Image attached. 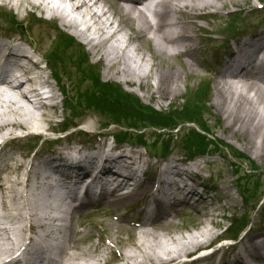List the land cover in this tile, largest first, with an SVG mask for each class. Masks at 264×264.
Returning a JSON list of instances; mask_svg holds the SVG:
<instances>
[{"label":"bare ground","instance_id":"6f19581e","mask_svg":"<svg viewBox=\"0 0 264 264\" xmlns=\"http://www.w3.org/2000/svg\"><path fill=\"white\" fill-rule=\"evenodd\" d=\"M254 1L263 4V11L264 0H140L134 3L128 0H0V11L9 15L15 23H20L29 17L38 23L46 21L48 18L43 16H46L45 11H47L49 13L47 17H51L48 21L49 26L55 27L58 34L56 36L72 39L81 50L88 47L90 56L97 58L94 63L103 65L104 75H110L112 79H103V73L95 78L89 73V68H84L82 78L80 77L78 82L77 95L73 93L69 95L68 83L59 76L60 66L52 63L53 57H58L60 51L56 46L51 49L54 51L52 54L51 52L42 54L50 59L51 67L52 65L55 67L56 73L53 71V75H50L46 70L39 69L38 76L34 77L33 72L40 68V65L29 56L24 47L26 41L23 43V38L19 34L14 35L15 33L0 30V77L17 71L13 81H8L7 77L4 82H0V101L9 103L7 108L13 112L7 116L8 111H0V139L14 135L12 129H29L32 131L30 137L34 140L19 159L15 158L8 139H5L3 144L0 141V172L5 174L0 181H4L3 184L6 186L11 181L9 177L13 172L29 164L28 168L38 167L45 173H38L35 178H31L27 172L25 180L21 182L26 183L27 187L35 184L34 180L45 182V178L48 177L45 174L49 172L48 175L57 176L60 184L73 192L83 186L82 198L101 191L102 199L111 198V205L125 209L131 207L133 203L146 201L139 209V216L132 226L120 221L119 218L112 225L113 238L109 234H104L103 241L106 246L100 245V248L103 247L105 251L109 248L116 255L113 257L110 252L111 259H108L104 253H101L98 261L105 264H264V226L259 231V235L252 236L250 233L252 230L248 229L247 235L249 233L250 235L244 236L236 244L226 243L209 254L183 260L197 248L209 244L218 237L213 232V228L223 225L218 218L231 221L224 212L230 208H237L240 202V199L232 194L231 186L225 184L219 187L222 191L221 198L228 200V203L216 204L212 194L214 191L211 188L212 184L208 185L209 179L205 178L206 173L202 172L196 162L184 156L171 157L168 160L162 158L164 162L159 165L153 162V167H150L142 162L143 157L140 152L119 145L111 136L84 133L55 139L53 143L59 141L58 148H47L42 151L49 139L47 132L56 130L60 124L54 120L58 117L55 112L58 107L56 102L58 94L52 78L59 81L58 85L65 95V111L72 114L73 111L82 109L86 93L93 98V102H88V109L115 114V103L118 99L113 93L101 88L106 84L116 86L120 93L129 95L149 110L156 111L154 104H150V96L142 89L147 87L152 98L156 94H159V99L163 100L180 97L183 94L180 85L184 84L190 89L191 81L196 80L195 71L199 75L205 71L201 59L202 52L207 50V46L201 45L204 33L208 31L205 42L225 40L229 24L243 13L246 5ZM52 2L59 4L50 7ZM229 3L237 8L229 9ZM61 8L67 10L66 13L61 11ZM211 16H217L219 20L224 16L226 17L224 21L228 22L224 24L225 26L220 22L215 29L205 30V27L197 21L208 20ZM59 19L62 25L74 31L75 36L55 25ZM92 19L100 31L98 37L89 33L88 22ZM245 29L247 30L238 34L232 44L216 52L210 62L213 76L218 74L225 76V73L237 74V77H228L229 79L215 82L214 102L217 110L224 114L225 128L230 129L232 133L251 136L252 139L248 140L250 146L256 147L264 154V111L261 113L260 108L264 106V20L257 22L252 28L249 26ZM122 43L124 44L121 46ZM86 54L84 52V56L87 57ZM259 55H262L261 60L258 59ZM25 59L29 60V64L24 63ZM61 59L63 55L59 57V60ZM174 61H178L179 68ZM78 68L80 69L81 66ZM36 78L42 79L50 86L52 92L50 99L54 101L52 105H48L41 97L34 103L29 99L27 90H23L25 81L34 84ZM115 79L137 87L143 95L139 96L136 91L126 90L121 83L113 81ZM142 99L148 101L147 104ZM157 103L161 104L160 101ZM160 111L164 112V110ZM52 115L54 116L51 117ZM43 122L46 125V133L35 130L42 128ZM218 123L220 122L217 121ZM217 128L212 130L214 139L211 141L216 148L228 146L233 153H240L243 157L250 158L248 152L236 149L219 138ZM163 135L166 134L158 137ZM196 137L197 141L194 143L199 151L208 153V150L200 144L204 136L196 134ZM64 142L67 144H59ZM137 144L140 145L141 142ZM31 154L33 156L29 161ZM147 154L152 159L155 153L151 148L147 150ZM8 155L10 158L7 161ZM206 163L214 164L215 161L207 160ZM224 179L225 175L222 174L219 181L222 182ZM127 184L133 185L131 190L117 191L121 185ZM34 200L35 207H32L31 218L42 219L43 215L40 212H44L45 201L42 198ZM242 200L245 205L250 204L245 199ZM2 201L3 197L0 195V202ZM82 205L84 203L78 211H69L67 208L60 211L58 208L59 213L63 214L61 218H57L56 215L51 217L53 221L61 220L62 226L69 233L62 237L59 236L61 224L59 228L51 227L54 233L49 230L47 241H41L42 259L53 260L45 253L48 250L47 246L52 244L58 246L61 264H72V261L81 257L75 250L77 246L75 238L76 236L84 238V236L74 223L75 220H79L78 212L85 207ZM180 206L186 211L179 213ZM255 209L256 204L252 203L248 209L235 213L243 217L244 224H250ZM169 210L176 212V217H185L186 213H190L188 216L196 220L195 226L183 229L188 235L173 233L175 232L173 230L177 229L170 228L174 225V218L169 215ZM13 214L7 213L3 216L6 219L11 218L8 223L4 221L6 225L4 228H0L4 230L5 235L15 228V220L19 212L16 216ZM121 218L126 217L122 214ZM138 220L140 222L136 223ZM78 223L79 221L76 225ZM49 225L55 224L46 223V229ZM125 233L127 238L122 236ZM18 236L24 237V231L19 232ZM37 237L38 234L36 240ZM107 237L110 239L109 243L105 241ZM35 246H37L36 242L31 244L28 250ZM82 252H84L81 253L82 256L93 258L88 249Z\"/></svg>","mask_w":264,"mask_h":264},{"label":"rangeland","instance_id":"374dc122","mask_svg":"<svg viewBox=\"0 0 264 264\" xmlns=\"http://www.w3.org/2000/svg\"><path fill=\"white\" fill-rule=\"evenodd\" d=\"M52 3L53 4H51L50 7H52V5L56 7L59 4L58 2L56 4L54 2ZM259 3L261 2L254 1L251 4L246 5V8L244 9L243 13L239 16V19L237 20L238 25L234 26L236 30L228 31L229 36L226 37L223 43L225 44L227 43V46L232 44L235 41V39H237V33H241L247 30L245 29L246 27L251 26L252 28L255 26L257 22L264 20V10L262 11L263 9L262 8L260 12V10L258 9L259 8L258 5H260ZM233 6L234 5L230 3L228 4L229 9L231 10L237 8V7L234 8ZM60 10L65 13L67 11V10L64 11L63 8H61ZM45 12H46L45 14L46 16H43V17L48 18V19H46V21H42L43 23L42 22L38 23L37 21H34L33 19L28 20V26H30L32 30V35H33V38H35L34 40L37 43V47H38L37 49L40 52V54H43V52L45 53L51 52V49H53L55 46L56 48H58V42H59V39L56 36L58 35L56 33L57 30L55 29L53 25L49 26L50 23L48 21H50L51 18L50 16L47 17V14L49 13H47V11ZM0 13H1L0 14V30L9 31L12 34L15 33L14 35L19 34L18 32H16L17 29H15L17 28V26L19 27V25L16 26L14 21L10 22L9 19L6 17L7 14L5 12L0 11ZM38 16H41V15H38ZM225 19L226 17L224 16H222L221 20H219V17L217 16H211L208 20H198L197 22L199 24H202L205 27V30H209V29H215L216 27H218L220 22H222L223 25L226 24L228 21H224ZM24 21L26 22L27 19ZM22 22L23 21L20 22L21 23L20 25H25L24 24L25 22L23 23ZM88 23L90 24V32H89L90 35L98 37V34L100 32L98 25L94 23L93 19L92 21H89ZM55 25L59 29L66 31L69 34L75 36L74 31L71 28H68L67 26L62 25L60 19L55 22ZM234 28L231 27L230 29L232 30ZM237 28H239L240 31L237 30ZM207 32L208 31L204 33L202 37L203 42L201 43L202 47L207 46V50L202 52L201 54L202 65L205 67V71L201 72V75H199L195 71L196 80L191 81L190 89L187 88L184 84H181L180 91L183 92V94L176 99L172 97V98L165 99V100L159 99V94H156L155 97L152 98L150 93L148 92L147 87L146 89L144 88L145 90L142 89V91H145L150 96V104H154L157 110H164L170 116L167 117L165 113L163 114L152 113L146 107L145 108L142 107L143 105H141L139 102L120 95L117 89L115 88V86L106 84L104 86H101V88L113 93L115 96H119L120 98H118V100H120L123 104L125 105L127 104L128 106H130V112L128 111L129 113H127L128 115H130V120H129L130 123L128 122V124L135 126V129H137L135 133L138 135V137L142 135L141 138L147 144H150L152 142L154 138L153 132H159L158 130L151 128L150 126L155 125V124L156 125L167 124V121H168L167 118L168 119L174 118V119H179V120L182 119L183 123L181 127L184 126L181 131H180L181 127L179 128V130L172 131L176 134L178 133L185 134L186 130H189L191 128L196 129V127H194L192 122L199 125V131L196 129V131L199 134H203L205 131L210 132L211 130H214L216 127H218L216 130H217V135L219 138L223 139L227 143L236 147V149H239L243 152L245 151L246 153L248 152L250 154V156L247 155L248 157H250L249 160H247L241 155H234L233 152L229 149H224L221 153L219 152L215 153L216 156L214 157L203 156L201 159V163L204 165L205 169L207 170V177L208 176L212 177V179L207 182L208 185L212 184L211 188H213L214 190H217L215 193L214 191L212 192L215 198L214 202H216V204L223 203L224 205L228 203V200H224L221 198L222 191L220 190V187H219V186H224L225 184L226 185L228 184L229 186H231L232 194L236 198L240 199V202L237 208H230L226 212H224L227 214L229 218L235 220L237 218V214L235 212L237 211L242 212L248 209L252 203L257 204V208L255 209V213L253 214L254 216H253L251 225L247 229L244 230L242 238L236 239L235 241H233V242L238 243L244 238V236L247 235L248 229L252 230V232L250 233L252 236H255V235H259V231H261V229L264 226V158H262L264 157V154L260 152L256 147L252 148L250 146L251 144L248 143V140L249 138L252 139L251 136L249 135L243 136L245 135L243 133H232L230 129L227 130L225 128V124H224L225 120L223 119L224 114L217 110V107L215 106V102H214V98L216 95L214 84L215 82L219 81L218 77L220 75H218V77L213 76L210 71V62L214 58L215 53L219 51L221 47L217 43L215 44L214 43H207V44L204 43L205 36H207L206 35ZM54 41H56V43H54ZM123 44L124 43H122L121 46ZM87 48H82L81 50L78 47V45L72 42V39H66L65 41L60 43V46L58 48L60 50L58 52V57L56 58L53 57L54 61H52V63L55 66H60L58 68L60 71L59 76L61 78L63 77V80L66 83H68L67 90H68L69 95H71V93H73V95H77L78 90H79V88L77 87L79 86L78 82L82 78V72L84 71V68L85 69L89 68V73H91L93 77H95V75L99 74L100 72V74L103 73L102 74L103 79L112 80L110 75L109 76L104 75L103 65H97L94 63L95 61H97V58L96 56H93V57L92 55L90 56V53ZM129 49H131V47H129ZM84 52L88 54L87 57L84 56ZM61 55H63V59L59 60V57ZM183 56L185 57V55ZM183 56H180V57L184 58ZM174 62L176 64V67L179 68L180 66L178 64V61H174ZM89 65H91L92 67H89ZM79 66H81L80 69L78 68ZM53 71L55 72V67L52 65V70L50 68L48 70V73L50 75H53ZM52 81L53 83L56 84L57 94H58L57 100H56V102L58 103V107H57V110L55 111L57 112L58 117H55L54 120L56 122L63 121L64 123V125L62 124V126L59 124V126H61L60 128H64V129L60 131L57 130L58 132L56 133L66 136L68 134L76 135L77 133H81L79 129H82L84 134H87V132L89 133L91 130H94L96 131V133H101L102 135L106 134L111 137L115 136L119 141L121 142L124 141L122 143V146L129 147L134 152H138V153L140 152V154L144 158V161H146L145 164L150 165V167H153V162H155L156 165H159L162 162H164V160L162 159L164 157L161 158L158 156L157 158H155L156 157L155 156L151 159L150 156L147 154V150L143 148L144 146L143 145L139 146V145H136L130 142L124 136V134H122V131H121L122 128L119 127L118 125H113V124L109 125V123L108 125H103L104 122L108 120L105 118L109 115L87 108L88 102H93V98L90 94L86 93V95H84V98L82 96L83 101H84L82 109H77L73 111L74 114H72L71 112H66L64 108L65 95L62 92L60 85H58L59 81H57L56 78H52ZM113 81L121 83L122 86L128 91H136L137 95L139 96L143 95L142 94L143 92H141L140 89H138L137 87H132L130 85H127L124 82L119 81L117 79ZM85 85L89 86L87 84ZM148 87L150 89L149 85ZM84 88L86 89V87ZM159 101L161 102V104L157 103ZM143 102L145 101L143 100ZM8 104L9 103L5 101L4 102L0 101V111H3V112L8 111L6 113L7 116H9L10 113H13V112H10L11 109L7 108ZM174 105H177V107H173ZM105 107H108V106H105ZM260 108H261V113H262L264 111V106H260ZM53 116L54 115H52L51 117ZM123 118L127 119V117L121 116L119 117V120L123 125H126V123L122 121ZM221 118H222V121H221ZM112 120L116 122L115 119H112ZM217 121L220 123L217 124ZM42 125H43L42 128H38V129L35 128V130H38L39 132H42V133H46L47 129H46V125L44 124V122ZM59 126L57 128H59ZM200 126H202L201 128H203V131H200ZM84 129H86V131H84ZM12 131L14 135L6 136V138L9 140L10 144L12 145L15 158L19 159L20 156L22 157V155L26 152V149L30 148V144L34 142L32 137H30V134L32 133V131H30L29 129H17V130L12 129ZM65 131H70V132L63 133ZM3 132H5V130H3ZM56 133L50 134V137L46 142V146L42 149V151L47 148L49 149L58 148L57 143L59 141L56 143H53V141H51L52 139H54V136H55L54 134ZM182 134H179L180 139H181ZM117 135L119 136L120 139L117 137ZM0 137H1V132H0ZM135 140H138V139H135ZM179 141L177 143L178 146L177 147L174 146V150L172 154H170L169 157L165 158V160H168L171 157L181 158V156L183 155L182 148L183 146H187V145H185L184 143L180 144ZM163 143L166 144V141H163ZM163 143L162 142L158 143L157 148L160 149L161 146H163ZM59 144L66 145L67 143L64 142V143H59ZM76 145L80 146L78 143H76ZM169 150L166 152H169ZM162 154L163 153H161L160 155ZM198 154L201 156L200 153ZM8 156L10 157V155ZM32 156L33 154L29 156L28 158L29 161H31ZM237 159H240V160H237ZM207 160L215 161V163L207 164L206 163ZM249 161L253 162V164H250ZM233 162H237L241 166V173L237 172V170H235V167L231 165V163ZM28 166L29 164H27V166H25L21 170L13 172L12 174L14 175L13 180L10 183H8L6 186L3 185L0 187L1 195L3 197V201L0 206V213H2L3 215L4 214L7 215V213L13 214V213H18V212L23 214V198L29 195V192L33 190V188L35 187V184H32L30 185V187L25 188L26 183L24 182L21 183V182L25 180L27 172L28 174L30 172V175L32 176L34 175L37 176L38 173L39 174L45 173L44 170L40 171L39 169H36L35 167L28 168ZM48 174L49 172H46V176H48ZM222 174L225 175V179L224 181L221 182L219 181V178ZM54 181L55 180L52 177L45 178V182H44L45 186L43 189L44 191L42 193L43 200L45 201V209H44V212H40L43 215V218L42 219L34 218L33 220L35 222V225L37 226L36 227V230L38 233V237L36 240L37 244H41V241L46 242L48 239V234H47L48 231L50 230L54 233L51 227L59 228L61 224V220L53 221V219L51 218L53 215H56L57 218L59 217L61 218V216L63 215L62 212L59 213L58 211V208L62 205V199L59 197L60 196L59 188L55 186ZM37 186L38 185H36V187L34 188V192H36ZM27 190H28V193H27ZM242 191H243V197L244 196H246V198L249 197L250 204L245 205V203L243 202L242 200L243 198L241 194ZM142 205H143V201H141L138 204L133 203L131 207H129L128 209H125V208H119L117 205H110L108 203H104L103 207L93 209L94 210L93 212L91 210H88L89 213L92 212L91 214H88L86 212V209H83L81 212H79L80 214H84L86 212L84 214L85 217H81L79 215L78 217L79 220H75V223L74 222L73 223L77 227L78 231L82 232V236H84V238H79V236H76L75 238V240L77 241V246L75 250L77 253H79L81 257L77 260L72 261V264H105L104 262L98 261V257H100L101 253H104L108 257V259H111L110 252H112L113 257H116L113 251H111L109 248H107L106 251L104 250L103 247L100 248V245L106 246L103 241V236L104 234H109L113 238V233H112L113 226L112 225L116 223L119 218H120V221L126 223L129 226H132L133 223L137 220L136 217L139 216L138 211L142 207ZM62 209L59 208L60 211ZM122 214H123V217H126V218L122 219L121 218ZM128 214H130V216H127ZM190 217L186 215L185 217H180V216L175 217L173 221L174 225L170 226V228L177 229V230H173L175 231L173 233H180L181 235H188L186 230H183V229L192 228L191 226L196 225V220L193 217L191 218ZM1 218H2L3 223L4 221L8 223L11 219V218L6 219V217H2V216ZM218 219H219L218 221H220L224 226L223 228H221L222 231H220L221 229L219 230L218 228H213V232L220 234L224 231L225 228L228 229L232 221L224 220L223 218H218ZM77 221H79V223L76 225ZM236 222L241 224V219H238ZM46 223H52L55 225L54 226L49 225L46 229V226H45ZM24 226H26V222L24 221L22 217H20L19 222L17 223V227L21 228ZM63 229L65 230V227H63L61 224V227L59 229L60 233L62 232ZM195 230L196 229H194V231ZM191 231L193 232V229ZM122 236L124 238H127L126 233L123 234ZM105 241L106 243H109L110 239L107 237ZM226 243L231 244L232 242L223 240L221 242L214 244L212 249L213 248L219 249L220 248L219 244L224 245ZM96 246H97V249H96ZM205 246L201 247L202 249L197 248L195 251L185 256L183 260L186 258H196L210 251V250H207V251L201 252V250L206 248ZM86 249H88V251L91 253V256L93 255V258H89V256L81 255V253H84L82 251Z\"/></svg>","mask_w":264,"mask_h":264},{"label":"trees","instance_id":"16d2710c","mask_svg":"<svg viewBox=\"0 0 264 264\" xmlns=\"http://www.w3.org/2000/svg\"><path fill=\"white\" fill-rule=\"evenodd\" d=\"M116 98H120L119 96H116ZM115 114L113 113V115L117 116V117H121V116H124V117H127V121L129 122L130 118L128 116V111H127V107L125 104H123L120 100H117L116 103H115ZM130 123V122H129Z\"/></svg>","mask_w":264,"mask_h":264}]
</instances>
